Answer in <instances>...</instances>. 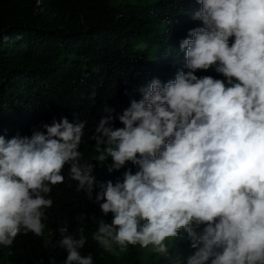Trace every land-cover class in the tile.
Instances as JSON below:
<instances>
[{
  "label": "clouds",
  "instance_id": "clouds-1",
  "mask_svg": "<svg viewBox=\"0 0 264 264\" xmlns=\"http://www.w3.org/2000/svg\"><path fill=\"white\" fill-rule=\"evenodd\" d=\"M196 3L200 25L173 34L186 35L183 53L160 56L176 68L172 79L154 77L122 113L109 106L94 119V159L121 173L114 181L81 163L87 121L65 116L30 136L0 135V246L29 232L43 237L49 194L68 165L77 193L99 209L87 219L105 251L139 245L166 257L184 238L190 254L177 264H264V0ZM151 43L136 37L122 53ZM57 231L63 264H94L81 251L84 227L77 236L66 225Z\"/></svg>",
  "mask_w": 264,
  "mask_h": 264
},
{
  "label": "trees",
  "instance_id": "trees-1",
  "mask_svg": "<svg viewBox=\"0 0 264 264\" xmlns=\"http://www.w3.org/2000/svg\"><path fill=\"white\" fill-rule=\"evenodd\" d=\"M199 7L196 0H0V135L30 136L42 123L65 116L87 121L81 163H94L98 180L114 181L121 173L108 174L94 159V119L109 106L122 113L154 77L172 79L176 68L165 59L183 53L179 43L186 37L173 34L200 25L192 19ZM136 37L154 43L138 44L126 56L122 46ZM116 126H122L118 120ZM62 174L64 182L49 194L53 205L46 210L43 237L29 232L10 247L0 246V264H63L57 229L65 225L73 236L84 227L88 240L81 251L91 253L94 264H177L190 254L184 238L169 243L166 257L139 245L118 256L105 251L92 240L96 224L87 219L100 214L98 207L77 193L68 165Z\"/></svg>",
  "mask_w": 264,
  "mask_h": 264
}]
</instances>
